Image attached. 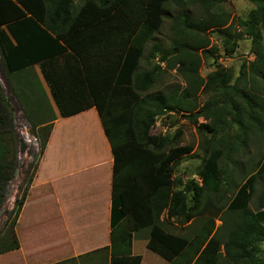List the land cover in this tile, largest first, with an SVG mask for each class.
I'll list each match as a JSON object with an SVG mask.
<instances>
[{"label":"trees","instance_id":"obj_1","mask_svg":"<svg viewBox=\"0 0 264 264\" xmlns=\"http://www.w3.org/2000/svg\"><path fill=\"white\" fill-rule=\"evenodd\" d=\"M222 1L0 0V59L7 76L21 78L38 64L60 116L91 106L97 110L113 162L110 244L93 252L109 253L108 264H139L141 256L132 255L131 243L143 229L148 231L146 248L167 264H264L260 247L264 242V182L254 207L249 206L255 182L264 173V154L256 170L236 187L226 206L227 219L212 196L224 183H231L219 164L223 156L243 150L253 134L263 131L264 0H248L254 7L247 19L237 18L236 23L226 12H212ZM171 5L177 8L172 15ZM194 5H199L205 18L194 19L200 13H193ZM165 17L171 21L167 48L155 38ZM210 29L222 37L228 54L237 49L243 33L251 37L255 58L247 68L240 67L234 80L230 68L219 64L206 74L205 81L198 72L202 58L216 51L209 47L206 32ZM162 62L167 68L177 67L186 88L150 92L164 71ZM246 78H251L250 89L242 84ZM28 82V89H35L32 80ZM199 90L211 92L197 109ZM218 101L225 105L218 107ZM39 106L51 116L49 107ZM171 111L182 112L196 124L203 151L198 179L174 176L181 158L192 151V146L174 141L181 132L173 136L152 132L160 115ZM200 116L204 122L198 123ZM234 124L232 134H223ZM50 128V123L37 130L31 125V133L39 134V157L25 188L5 212L0 253L19 247L15 226ZM14 130V108L0 82V210L15 174ZM79 131L76 124L74 138L81 135ZM228 135L232 142H225ZM5 136L10 138V147ZM164 210L168 220L179 225L199 217L203 222L192 236L178 234L160 218Z\"/></svg>","mask_w":264,"mask_h":264},{"label":"rangeland","instance_id":"obj_2","mask_svg":"<svg viewBox=\"0 0 264 264\" xmlns=\"http://www.w3.org/2000/svg\"><path fill=\"white\" fill-rule=\"evenodd\" d=\"M253 7L254 5L248 0H223L222 3L218 4L217 7H214L212 9V12H226L228 14V18L233 19V21H235L236 23L237 18L247 19L249 11ZM171 10L174 13L176 12L177 8L171 5ZM191 10L195 14H197L196 10L200 11L198 17L194 19L205 18V14L202 13L199 9V5L192 6ZM170 22L171 21L169 18H164V22L162 23L160 31L157 35L158 42L165 48L169 46L171 41V34L169 30ZM238 30L242 32L241 29L238 28ZM206 36L209 39V47H214L216 51L212 56H209L208 58H202L200 62L198 72L200 76L204 77V81L206 78V74L212 72L218 64L219 66L230 68L232 73V80H234V78L238 76L240 67L244 65L247 68L250 62H252L255 58V54L251 50V48L255 47L253 45V42L251 41V37L245 33L240 36L239 45L232 54L225 53L222 43V37L216 32L215 29L208 30L206 32ZM230 44L231 42H229V45ZM260 47L264 48V35ZM199 53L200 50L198 54ZM142 66L143 68L147 67V65H145L144 63L142 64ZM161 66L164 71L158 75L156 82L150 89L151 93H167L168 91L175 88H186V84L183 81L181 73L178 72L177 67L167 68L165 67L164 62L161 63ZM8 81L9 79L7 80V73L3 70L0 59V82L5 88L6 94L11 99L15 114L13 159L16 166L14 177L11 179L8 185V196L6 198V204L10 206V208L8 209L7 207L2 206L0 210V224L2 220L5 219L6 210H10L13 207L14 199L17 198L25 188L27 177L31 172H33L36 160L39 157V134L35 133V135H33L31 133L32 129L29 125V122H32L31 118H29L30 109L27 108L26 104L21 103L18 98L14 96L15 94L11 91ZM242 84L246 85L249 89L252 88L251 78H248V80L246 78V81H242ZM210 92L206 93L204 90H199L196 95L197 109L203 105ZM216 105L220 107L221 105H225V102L218 101ZM47 107L48 105L45 104V108ZM25 115L27 116V118H29V122L27 121ZM228 118H230V116H228ZM197 120L198 123L204 122L202 116L198 117ZM262 125L263 131L253 134L247 141L246 146L243 150L234 152L230 157L223 156V158L219 162L220 166L225 171V177H229L231 183H224L222 185L221 191L218 194H212V196L214 197L216 203L222 206L221 212L223 214V217H225L226 219L230 216V213H228V211L226 210V206L231 197L234 195L236 187L243 182V180L248 176L249 173L256 170L257 162H259L260 164L263 160L262 155L264 154V121ZM235 126L236 125L234 124L230 129H228V131L225 130L223 134H232L235 131ZM177 130H179L181 133L174 139V141L176 140L177 144L179 145L192 146V151L181 158L180 164L174 171V176L184 180L191 177L198 179L197 168L199 167L203 158V151L199 147V144L202 140L196 131V124L193 123L189 118L184 116L182 112L171 111L165 112L160 115L159 119L152 128V132L154 133L161 132L163 134H168L169 136L175 135ZM25 133L30 136L31 141H28L25 138ZM5 137L7 138V141H9L7 144L10 147L12 145L10 143V138H8V136ZM227 137L228 139L225 142H232L233 138H230L229 135ZM23 143L25 144L24 148L21 147ZM59 150L60 149H58V151ZM263 182L264 173L260 175L255 182V191L249 204L251 209L254 207V203L256 202L258 194L262 188ZM56 184L59 187V192L62 190L61 188L66 185L64 180H59L58 182L56 181L55 185ZM35 192L39 193V189L33 191V193ZM44 197L41 196L40 202L38 204L34 202L24 209V211L21 213L20 218L18 219L16 228L19 240L23 244L25 253L30 254V256L32 257L36 256V251L38 252L47 246H51L53 248L46 251V257L58 255L57 252L59 250V247H55L54 245L62 236V232L60 230H56L58 229V226L63 227V224L59 220L56 221L57 219H59V213L56 204H49L48 198L44 199ZM83 208L84 209H81V212L77 213L74 210L72 212V217L79 218V216L81 215H85V217L89 216V214L86 215L88 206ZM202 222L203 217L196 218L193 221L186 223L185 225H179L176 222H173L168 224V229L178 234L192 236V234L195 233L201 226ZM72 223L74 222L72 221ZM216 225L220 226L221 221L216 220ZM43 231H47V238H42V233H44ZM39 237H41L43 241H40ZM42 243L45 244L42 245ZM88 243V239L85 238L76 241V245L78 247H81L78 248L79 250L88 248ZM260 247L264 254V242L260 245ZM134 251L135 253L142 255L141 264L165 263V260L162 257L146 249L143 244H139L138 242L135 243Z\"/></svg>","mask_w":264,"mask_h":264},{"label":"crops","instance_id":"obj_3","mask_svg":"<svg viewBox=\"0 0 264 264\" xmlns=\"http://www.w3.org/2000/svg\"><path fill=\"white\" fill-rule=\"evenodd\" d=\"M75 2L79 4L80 0H75ZM170 14H173L171 9ZM157 35L158 33L155 35L156 39ZM148 45L150 48L151 41L147 43L146 49H148ZM29 69L21 78H17L13 74L8 75V84L11 91L14 92V96L30 109L31 123L25 115L30 127L33 125L37 130L40 126L50 123L51 128L18 219L26 207L34 202L38 204L41 196H45L44 199L48 198L49 204H56L59 213V219L56 218V221L59 220L63 224V227L58 226L56 230H60L62 236L54 245L59 247L58 255L46 257V251L53 248L47 246L36 251V256L32 257L25 253L23 244L19 240L16 229L17 219L15 232L19 247L0 253V264H108L109 253L102 250L93 252L95 249L110 244L113 162L110 145L104 134L97 110L91 106L69 116H60L49 87L41 75L39 65L35 64ZM29 80H32L35 89H28ZM39 104L42 105V108L45 107V104L48 105L51 110L50 117L53 119L49 120V115L40 110ZM76 124L80 126L81 135L74 138L72 129ZM25 138L31 141L27 133H25ZM58 149L60 150L58 151ZM86 157H90L91 160L87 161ZM76 159H80V162L78 163ZM59 180H64L66 184L61 188L63 191L60 192L58 185H55V182ZM36 189H39V193H33ZM6 201L5 199L3 207L9 209L10 206L6 204ZM87 206L86 215L89 214V216L72 217L74 210L76 213L81 212V209ZM160 218H165L168 224L173 223L171 218L168 220L165 210L161 213ZM4 220L0 224V230ZM43 232L42 238H47V231ZM147 235V229H143L135 233L132 239L131 252L132 255L141 256L139 264L142 263V255L135 253L134 246L138 242L146 248ZM42 238L39 237L40 241H43ZM83 238L88 239L89 247L79 250L78 248L81 247L76 245V241ZM44 244L42 243V245ZM164 264L167 262L165 261Z\"/></svg>","mask_w":264,"mask_h":264}]
</instances>
